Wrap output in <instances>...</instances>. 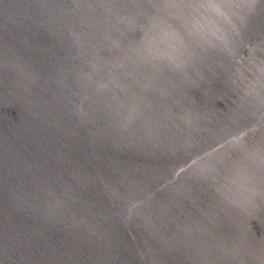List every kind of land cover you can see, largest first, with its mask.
Masks as SVG:
<instances>
[{"label": "water", "instance_id": "95a60500", "mask_svg": "<svg viewBox=\"0 0 264 264\" xmlns=\"http://www.w3.org/2000/svg\"><path fill=\"white\" fill-rule=\"evenodd\" d=\"M0 264H264V0H0Z\"/></svg>", "mask_w": 264, "mask_h": 264}]
</instances>
